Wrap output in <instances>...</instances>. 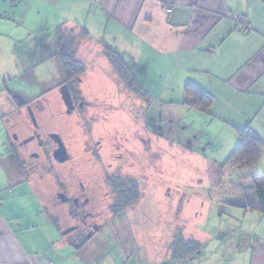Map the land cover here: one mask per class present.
I'll return each instance as SVG.
<instances>
[{
	"label": "crops",
	"instance_id": "1",
	"mask_svg": "<svg viewBox=\"0 0 264 264\" xmlns=\"http://www.w3.org/2000/svg\"><path fill=\"white\" fill-rule=\"evenodd\" d=\"M165 5L171 10L166 11ZM229 13L243 15L248 31ZM59 27L86 31L84 45L97 49L95 55L84 52L81 56L87 70L80 88L87 98L90 88L92 93L103 94L117 88L118 103L124 94H132L137 99L133 98L135 108L144 106L148 113L158 106L199 111L183 104L186 85L212 97L208 114L228 141L217 154H210L192 136L184 141L183 136L170 135V144L177 146L175 155L167 152V141L159 142L161 158L157 160L162 159V167L152 169L157 177L155 193L168 182L165 191L169 195L179 183L170 184L161 177L167 157L177 161L175 177H198L202 170L215 176L217 165L238 143L236 128L249 126L264 143V0H0V264H264V215L241 207V215L222 218V225L206 233L181 215V205L187 202L176 203L184 235L214 246L209 254L198 249L181 260L171 257L168 246L154 252L145 246L126 251V245H119L117 254L96 251L94 260L86 246L92 237L83 246L66 239L61 230L67 222L56 221L62 217L61 210L46 196L51 193L48 182L44 191L35 185L44 175L50 180L52 174L47 167L20 168L10 149L17 138L31 132L27 105L38 109L37 113L50 108V114L60 107L54 113L64 114L59 83L65 77L56 40ZM106 46L124 60L148 102L127 89L122 91L114 72L106 75L108 61L100 53ZM51 59L58 63L54 84L47 90L44 85L50 75L39 79L30 66ZM19 77L38 84V97L9 89L8 84ZM175 122L183 125L178 118ZM161 128L157 133L169 136ZM12 132L17 136L11 137ZM8 193L13 196L7 197ZM114 236L120 242L125 237Z\"/></svg>",
	"mask_w": 264,
	"mask_h": 264
},
{
	"label": "rangeland",
	"instance_id": "2",
	"mask_svg": "<svg viewBox=\"0 0 264 264\" xmlns=\"http://www.w3.org/2000/svg\"><path fill=\"white\" fill-rule=\"evenodd\" d=\"M82 40L83 42L79 49V57H81L82 53L84 52L95 55L97 49L95 47H91L89 44L84 45L85 40ZM56 63L58 62H55V60L51 59V61L37 64L35 66H30L34 73L37 72L39 79L47 76L48 74L50 75L48 78L49 80H46L44 85L47 90L54 84L52 75L55 70V65H57ZM105 63H107L108 65H106V68L104 70L106 72V75H109L108 73L110 71H112L113 73V69L110 63ZM115 80L118 81V79ZM117 83L120 84L119 81ZM37 85V83L33 84L31 81H24L21 77H19V79L17 78L15 79V81L10 82L8 84V87L9 89H17L21 93L27 94L30 97H38L40 90L38 91ZM115 89L117 88H114V90H112L111 92H104V94L101 92L92 93L91 88L89 89L90 91L86 92V94L88 93L89 95L88 99L94 101L97 105L89 109L88 114H92L97 117L96 119H94L95 122L93 124L91 123L92 126H90V131L92 129L91 133H99L100 126L102 127L101 123H103L102 120L106 116L107 118H109L110 124L104 122V131H110L111 126H115L119 135L118 138L121 135L130 138V128H132L133 130L135 129L137 136L139 134L141 135L138 136L135 140H132L134 138H125V140L123 139V137L121 138L122 147L120 151L122 152V154L120 162L123 161L124 163L123 170H126V172L127 170H129L128 172L131 171V173L135 175L136 178H138L137 180L140 184V192H142V195L140 196L139 201L136 205L129 209L121 211L120 215L117 216V219L115 221L102 225V227L94 233V237L92 236L91 240H89L86 244L88 248L90 247V249L88 250L89 256H92V259L95 260L97 258L95 253L96 251L99 252V250L100 252L107 250L109 251V253L114 252L117 254L115 249H121L123 248V245H126V251L130 249L135 250L140 246H145V248L147 249H151L154 252H159L161 249L164 250L165 247H169L170 241L177 228L184 227V225L180 222V210L178 207L175 208L176 203H179L181 205L182 203L187 202L183 204L184 206L181 205L183 207L181 209V215L193 220L197 225L196 227L206 233H210L212 228L215 229L220 226V224L222 225V218L224 219L228 215H232L231 217L233 218L241 215L239 211L241 209L238 206L231 205L225 202L229 200L236 203L239 202V200H241L244 195L246 197L249 196L250 192L241 194L240 189L251 184L252 179L251 177L250 179H246L245 183L242 179L240 180V178L242 176L245 177L263 174L264 161H261V163L258 161L257 164H255L250 169L248 168L241 171L230 169L226 173H222V176L220 177L219 174L215 176H208V173H203L204 170H202L201 175L198 177L183 176L178 178L175 177V175H177L178 173L177 170L179 168L177 166L176 159L167 157V162L165 161L166 167L163 170V175H161V177L162 179L169 181L170 184L178 180L179 183L177 184L176 182L177 186L174 184L173 191L169 192V195L165 191L168 182L163 183V187H160L159 191L157 190V193H155L156 186L154 185L155 182H157V177L155 176V173H153L156 171L154 170L152 172V169L157 170L162 167V159L161 161L157 160L161 158V155L158 154L159 142L167 141V143L165 144L167 152L173 153L175 155L177 146L174 144H170V135L183 136L184 141L187 140L184 137L192 136L193 138H195V141L197 143L200 142L203 145L200 146V148L206 147V152L210 154H217V151L220 150L224 146V143L228 140L225 139V134L219 127V123H217V120H215L211 116V114H208L207 112H203L200 110L196 111L188 108L181 109V107L175 109L158 106L157 108H155L154 112L147 113L145 111H147L148 109H146V107L144 106L135 108L136 102H134V99L136 98H134L132 94H124V96L126 97L121 98V102L118 103L120 97L117 98L118 92ZM120 89L123 91L125 88L121 85ZM113 92H115L116 94ZM42 93L44 94L45 92ZM46 95V97L49 96L48 93H46ZM143 103L145 104L146 102L143 101ZM113 107L115 109L114 112H112L113 110H110L113 109ZM37 110L38 109H34V111H36L35 113H37ZM55 110H60V107L54 108V111ZM50 111L51 109L48 108L46 112L39 111L37 113L38 116L36 114V120L38 126H40V132L42 133V136L46 137V133L48 131H56L60 133L65 143L69 146L72 155L74 157L79 156L81 152V143L79 140L81 138L80 126L82 129L84 127L81 125V123H78V126L76 124H70L71 118L69 116H66L65 114H59L57 112L54 113V111L53 114H50ZM114 117L115 121L113 120ZM176 118H178L183 125H180L179 127V125L175 122ZM169 119L174 120L175 124L173 122H169ZM157 120H160V122H156ZM146 124L149 125V128L147 127L146 130H143L142 127ZM163 126L166 129L165 133L169 134V136H166L165 134L162 138V136L157 132L162 131L161 127ZM133 130L131 132H133ZM83 131L86 132V129L84 128ZM14 135L17 136L16 133L12 132L11 137H13ZM148 138H150V141L151 139H153V141H151V151L147 149V152H151L150 154H146L145 157L140 156V159H137L135 161L133 157L130 158L126 155V144H124L123 142L132 140L126 146L132 149L135 153H143L144 145H142L141 141H144V139H146L148 142H150ZM148 142L146 143V146H148ZM108 143H110V141ZM34 149V144H30L29 151ZM225 157L226 156H224L223 159ZM224 161L225 159L221 163H223ZM82 162V159L79 160L78 158V161L74 160L73 162H71V165L69 164L67 166L66 164H63L62 166H59L58 170H61L60 172L63 173L62 175L68 174L69 177L72 174V183L74 185L77 182V176L80 173L79 172L78 174H74V170H81L83 168ZM130 167L131 169H129ZM161 171L158 172L160 173ZM149 173L151 174V178L148 175ZM184 174L186 175L188 173L185 172ZM98 175L99 174L95 172L93 176L94 179L91 182V185L96 189H98L97 184L102 181L101 177ZM35 182H37L36 178ZM47 182L49 186L47 188L48 192L51 191V193H47L46 196L49 195L51 198V194L54 191L53 178H50L49 180V178L44 175V177H42L40 181H38V183H36L35 185L43 190L44 184H46ZM220 182L221 184H218ZM43 195L44 194L40 193V196ZM9 196L11 197L13 196V194L8 193L7 197ZM45 199L48 200L47 197H45ZM105 200L107 201L108 199L106 198ZM50 201L53 202V199H50ZM58 207V209H60L61 213L63 214V212H65L64 205ZM86 208L90 207L88 206ZM110 215V211L106 212L105 214L106 218H108ZM233 227L235 228V226ZM118 234L121 236H125L122 237V242L118 241L119 237L114 236ZM129 235L131 237H134V240L129 241L128 237H126ZM96 239L98 240V245L102 244L100 245V247L96 243L95 245H93ZM200 244L201 245L199 250H202V252L205 251L203 253L209 254L211 249L214 247L209 243L207 244L205 241H200ZM119 245L121 248H119ZM88 258L90 259L91 257Z\"/></svg>",
	"mask_w": 264,
	"mask_h": 264
},
{
	"label": "flooded vegetation",
	"instance_id": "3",
	"mask_svg": "<svg viewBox=\"0 0 264 264\" xmlns=\"http://www.w3.org/2000/svg\"><path fill=\"white\" fill-rule=\"evenodd\" d=\"M84 67L85 73L87 65ZM84 73L82 75H84ZM81 76L64 79L59 83V91L62 85H66L71 101L70 104H65L63 102V113L71 118V122L69 121L70 124H76L78 126V123H81L86 129V132H84V128L82 129L80 126L81 138L79 140L81 143V152L79 156L74 157L72 155L69 146L65 143L60 133L56 131H48L46 137L42 136L40 126H38L36 120V113L29 105L26 107L27 112L29 109L31 110L36 120V125H33L28 114L32 124L31 132L21 139L17 138L15 143L10 146L12 154L20 168L43 169L47 167L52 174L54 191L52 192L50 199H53L52 203L55 206L64 205L65 207V212H63V214L59 212L62 217L58 216L55 219L56 221H59L60 219L66 220L67 224L61 230L62 234L66 236V239L69 242L76 246L79 245V242H87V240L91 238L94 233L102 227V225L115 221L117 216L120 215V211L114 212L112 210L116 203V198L111 185V180L116 176L123 174L138 182V178H136L131 171L128 172L129 170H127L126 172V170H123L124 163L123 161L120 162L122 154L120 151L122 147L121 138L123 137L124 140L125 138H134L132 140H135L138 136H141L140 134L137 136L135 129L133 130L132 128H130V138L127 136L125 137L124 135H121L118 138L119 135L115 126H111L110 131H104V122L110 124L109 118L106 116L102 120L103 123H101L102 127L100 126L99 133H91V123L93 124L95 122L94 119L97 117L88 113L91 107L93 108L97 105L94 101L89 100L83 94L80 88ZM110 110H113L112 112H114L115 109L113 107V109ZM147 127L149 128V125L146 124L142 129L146 130ZM132 130L133 132H131ZM52 133H56L60 136L66 149V160L62 162L54 157V151L56 150L58 143L50 136ZM148 140L150 141V138H148ZM109 141L110 143H108ZM130 141H125L123 143L127 145ZM141 142L142 145H144L143 153H135L125 145V151H127L126 155L130 158L133 157L134 161L140 159V156L145 157V155L149 153L147 152V149L151 151V141L148 142L144 139V141ZM147 142L149 143L148 146H146ZM30 144H34V150L29 151ZM78 158L79 160L82 159L83 168L81 170H74V174L80 173L77 176V182L73 185L72 174L70 177L68 174L62 175L63 173L60 172L61 170H58V167L63 164H66L67 166L69 164L71 165V162L74 160L78 161ZM129 169H131V167ZM95 172H97L99 174L98 176L102 179V181L98 183L99 185L97 184L98 189L91 185ZM106 198L108 199L107 201L105 200ZM88 206L90 208H86ZM109 211L111 215L106 218L105 214ZM57 213L58 212H56V214Z\"/></svg>",
	"mask_w": 264,
	"mask_h": 264
},
{
	"label": "trees",
	"instance_id": "4",
	"mask_svg": "<svg viewBox=\"0 0 264 264\" xmlns=\"http://www.w3.org/2000/svg\"><path fill=\"white\" fill-rule=\"evenodd\" d=\"M86 37L87 32L84 30L75 32L73 29L58 28L56 37L57 55L65 79L80 77L84 73L86 61L82 57H79V49L83 42L82 39L85 40ZM101 54L107 58L121 85L137 97L148 102L146 93L137 84L124 60L112 48L107 46L101 51ZM185 93L184 105L209 113L212 101L210 94L194 85H186ZM236 132L238 134L237 145L226 160L218 164L215 169V175L219 174V177L230 169L238 171L250 169L260 159L264 143L258 134L249 126L236 128ZM15 162L17 163L16 160ZM250 177L252 179L251 184L240 189L241 194L250 192L249 196L246 197L244 195L236 203L229 200L225 203L241 207L245 210L257 211L264 215V173L261 175L242 176L240 180L242 179L246 183V179H250ZM218 184H221V182ZM111 185L116 198V203L112 208L114 212H121L136 205L142 195L139 182L123 174L113 178ZM85 243L86 241L79 242L78 246H83ZM200 245L198 240L186 237L183 234V228L179 227L175 231L168 248L172 258L181 260L186 259L194 251L198 250Z\"/></svg>",
	"mask_w": 264,
	"mask_h": 264
},
{
	"label": "water",
	"instance_id": "5",
	"mask_svg": "<svg viewBox=\"0 0 264 264\" xmlns=\"http://www.w3.org/2000/svg\"><path fill=\"white\" fill-rule=\"evenodd\" d=\"M60 93H61L63 102L65 104H70V102H71L70 96H69V92H68L66 85L61 86ZM28 114H29L30 119L32 120L33 125H36V120H35L34 115L32 114L30 109L28 110ZM50 136L58 143V146H57L56 150L54 151V157L60 162L66 160V149H65L64 144L62 142V139L56 133H52V134H50ZM14 137H16V136H14Z\"/></svg>",
	"mask_w": 264,
	"mask_h": 264
},
{
	"label": "built area",
	"instance_id": "6",
	"mask_svg": "<svg viewBox=\"0 0 264 264\" xmlns=\"http://www.w3.org/2000/svg\"><path fill=\"white\" fill-rule=\"evenodd\" d=\"M164 9L166 11L171 10L170 7L167 5L164 6ZM228 16L231 18L237 19L239 22H241L243 24L244 30L248 31L249 27H248V24L246 23V18L243 15H239V14H235V13H233V14L229 13Z\"/></svg>",
	"mask_w": 264,
	"mask_h": 264
}]
</instances>
